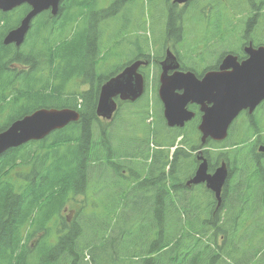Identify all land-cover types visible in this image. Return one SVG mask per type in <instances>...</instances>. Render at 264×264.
<instances>
[{"label": "trees", "instance_id": "16d2710c", "mask_svg": "<svg viewBox=\"0 0 264 264\" xmlns=\"http://www.w3.org/2000/svg\"><path fill=\"white\" fill-rule=\"evenodd\" d=\"M224 2L228 13L235 9L236 0ZM135 3L115 0L101 9L98 0H63L56 16L45 11L34 19L21 47L3 41L31 7L0 11V133L40 109L80 114L79 121L0 157V264H264V157L257 153L263 124L235 122L224 142L202 145L198 122L167 127L156 80L159 118L148 123L150 97L135 102L136 125L122 127L130 134L121 138L123 149L107 141L131 103L119 102L113 124L98 127L102 86L132 62L150 58L140 51L113 74L99 70L102 24ZM161 60L154 57V65ZM149 81L147 72V88ZM80 85L88 88L80 91ZM203 149L210 172L221 163L228 167L220 205L204 185L187 186ZM78 196L87 199L80 205L85 222L78 217L70 226L62 213ZM96 197L103 205L93 204L96 213L86 215ZM127 203L132 214L112 229V214ZM84 223L93 241L84 240Z\"/></svg>", "mask_w": 264, "mask_h": 264}, {"label": "water", "instance_id": "95a60500", "mask_svg": "<svg viewBox=\"0 0 264 264\" xmlns=\"http://www.w3.org/2000/svg\"><path fill=\"white\" fill-rule=\"evenodd\" d=\"M63 0H0V11L7 13L27 4L30 12L20 25L10 31L4 39V45L15 44L21 47L31 29L32 21L41 13L50 10L56 16ZM185 3L187 0H176ZM250 57L242 65L229 54L220 69L206 73L199 79L192 72H176L168 75L167 63H163L160 77L159 98L164 105V117L169 127L183 128L191 121L194 113L187 110L189 103L201 106L203 113L199 131L202 143L207 140L222 142L228 137L234 120L244 110L252 113L264 101V47L258 50L247 48ZM174 61V57L172 59ZM148 63L136 61L125 68L119 75L107 81L101 88L97 106V115L110 120L118 109L116 98L135 102L145 92L144 76L138 72ZM231 68L233 70H231ZM177 91H182L178 93ZM80 119V114L71 109H40L13 122L0 133V157L10 149L18 148L31 141H41L56 130H61ZM264 154V146L259 148ZM201 161L195 175L187 185H202L211 190L218 202L228 177V170L223 164L210 173L208 161L199 156Z\"/></svg>", "mask_w": 264, "mask_h": 264}, {"label": "rangeland", "instance_id": "374dc122", "mask_svg": "<svg viewBox=\"0 0 264 264\" xmlns=\"http://www.w3.org/2000/svg\"><path fill=\"white\" fill-rule=\"evenodd\" d=\"M115 0H98L101 9L109 7ZM238 12V13H236ZM233 11L231 9L229 14V18L232 22L235 21V19H238V16H241L242 14H239V11ZM241 22V21H240ZM159 23V24H158ZM164 20L160 19L158 22V16L154 14L152 11V7L150 6V3L148 0H136V3L134 6L125 9H122L120 13L116 16L108 17L105 20V23L102 24V56L103 59H101L99 62V70L106 75L113 74L116 70H119L124 65L128 64L129 62L134 61L137 57H139L140 51H143L145 55H148L151 57L152 60H154L153 57L155 56H162L163 53H161V43L163 42V38L165 34H162L161 29H163ZM79 25H82L80 23ZM202 20L199 18H196L195 15L187 14L184 16L183 19V26H184V33H185V42L178 46L177 49L179 53L181 54L182 58H185V56H188L190 59H195L194 57H191L192 55H187L185 50L192 51L193 55H201V59L203 61V64L205 67H207L209 64L215 60V58H219L220 53L223 54L228 49L227 46L222 44L221 48H219L220 45H215L214 42L209 41L207 35L201 36V33L203 30L201 29ZM174 36H180L179 30L175 31L173 33ZM198 36V37H197ZM229 39H232L235 37L234 34L227 35ZM226 36V37H227ZM225 37V38H226ZM193 38H197L199 43H202V47H199L198 45L193 44ZM224 36L220 40L225 39ZM205 39V40H203ZM162 42H159L161 41ZM226 43V42H225ZM236 47V45H235ZM195 48V49H194ZM217 48V49H216ZM230 48H234V46H230ZM194 49V50H192ZM217 50V52H216ZM159 52L160 54H156ZM213 57V58H208ZM204 66L200 64V68L204 69ZM157 68V70H156ZM155 69H152V72H155V74L158 73V67L156 65ZM151 72V70H150ZM78 83V82H76ZM88 86H79L78 90H86ZM76 89V87H75ZM149 94L148 97H150V115L148 123H152L153 117L156 114V108L153 106V97L151 98L150 89L148 90ZM128 108L127 106L123 108L121 112L120 118H122V121H124L123 124H120L121 120H117L114 122V126L111 129L112 134V146L114 149L119 151L120 149H123V141L122 137L130 136L129 133L124 132L122 127L123 126H129L131 124L136 125V104H130ZM158 110V109H157ZM135 113H130V112ZM159 112V111H158ZM159 118V117H158ZM103 123H101L98 127L100 130L101 128L108 127V122L105 120H102ZM161 121V120H160ZM113 124V123H112ZM136 128V126H135ZM242 132V127H241ZM239 133V130H238ZM99 137L98 130L95 133V140ZM127 174L126 172H124ZM123 173V174H124ZM94 184V183H93ZM96 185V184H94ZM223 192V191H222ZM90 204L87 209L86 215H92L96 213L93 211V208L96 207L93 206V204H100L103 205V199L93 198L90 199ZM77 203L70 201V203L65 207L62 215L64 218H66L70 226L74 224L78 217L81 219L80 221L85 222L84 218L82 217L81 213V206L85 205V202L87 201L86 196H78L77 197ZM81 205V206H80ZM132 203L126 204V208L119 207V210L111 211L109 214V218L105 217V219L109 220L110 216L112 214L113 219V228L117 230V223L119 222L120 228L121 222L124 223L125 218L130 216L132 214L131 211ZM107 215V213H106ZM85 225V232H82L83 235H85V241L86 240H92L93 234L86 227ZM91 225V223H90ZM85 233V234H84ZM57 229H54L53 231V238L52 242H55L57 240ZM37 239V238H36ZM83 241V239H82ZM93 241V240H92ZM86 261L89 260V254L85 256Z\"/></svg>", "mask_w": 264, "mask_h": 264}, {"label": "flooded vegetation", "instance_id": "af4514ba", "mask_svg": "<svg viewBox=\"0 0 264 264\" xmlns=\"http://www.w3.org/2000/svg\"><path fill=\"white\" fill-rule=\"evenodd\" d=\"M261 1L262 0H253L252 2L250 0H236V7L233 11H239V14L242 15L238 16V19H235V21L232 22L231 20L226 21L225 19V16L228 14L227 9L229 6H227V3H225L224 0H187L185 3H177L176 0H150L152 11L158 16V22L160 19L165 22L163 29H161L162 34H165V36L162 39L163 42L162 40L159 41L162 42L161 53H163V55L159 57H164L163 60L160 61V65L163 61L167 63L166 67L168 68V75L170 76H173L174 73L179 71L193 72L199 79L203 78L208 72L218 71L227 54H232L236 57L237 64L242 65L243 62L253 58L250 57L247 48L258 50L260 47H264V10H262L261 4H263V2ZM173 13H175V17H173ZM187 14L195 15L196 18L202 20L201 29L203 31L201 33L203 34H201V36L207 35L209 41L214 42L215 45H220L219 48H221L222 44L226 46L228 44V49L223 54L220 53L219 58L215 59L213 61L214 63L212 62L207 67L204 66L201 55H193L192 51L185 50L187 55L191 54V57H194L195 59H190L188 56L182 58L177 49L178 46H181L185 42L186 37H184L183 19ZM221 15H223V17H221ZM173 18L175 20H173ZM173 28L176 30L172 31ZM177 30H179L180 36L173 35ZM231 33L234 34L235 37L229 39L227 35ZM223 36L224 38L227 37L224 40H220ZM192 40L193 44L202 47V43H199L197 38H193ZM230 46H234V48H230ZM173 57L174 61L172 60ZM200 64L204 66V69L199 70ZM143 68L147 67H142L139 72L145 75L146 70ZM231 70L233 69L231 68ZM161 74V68H158V73L156 74L158 86L160 85ZM177 92L181 93L182 91ZM160 103L162 107V116L166 123L164 117V105L161 100ZM187 110L193 112L194 117L191 121L187 122L186 125L188 123L198 122L199 126L203 116L201 106L189 103ZM235 122L241 125L245 122L253 125L258 123L264 125V101L261 102L252 113L250 110L242 111ZM105 137L107 138L106 135ZM182 138L183 137H179L177 142L180 143ZM107 143L113 148L112 140L107 141ZM263 144L264 141L261 145ZM259 146L257 148H259ZM262 156L264 157V154H262Z\"/></svg>", "mask_w": 264, "mask_h": 264}, {"label": "bare ground", "instance_id": "6f19581e", "mask_svg": "<svg viewBox=\"0 0 264 264\" xmlns=\"http://www.w3.org/2000/svg\"><path fill=\"white\" fill-rule=\"evenodd\" d=\"M228 137H229V133H228ZM228 137H227V138H228ZM227 138H226V139H227ZM226 139H225V140H226ZM228 174H229V172H228ZM23 264H24V263H23Z\"/></svg>", "mask_w": 264, "mask_h": 264}]
</instances>
